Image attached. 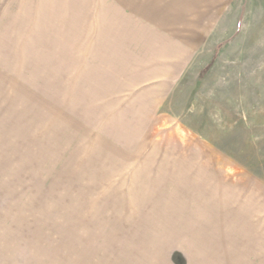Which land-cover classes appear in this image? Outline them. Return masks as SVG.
<instances>
[{"label": "rangeland", "instance_id": "obj_1", "mask_svg": "<svg viewBox=\"0 0 264 264\" xmlns=\"http://www.w3.org/2000/svg\"><path fill=\"white\" fill-rule=\"evenodd\" d=\"M0 264H264V0H0Z\"/></svg>", "mask_w": 264, "mask_h": 264}]
</instances>
